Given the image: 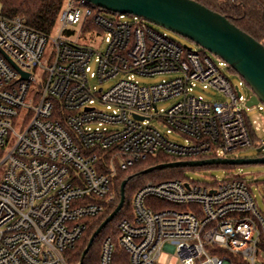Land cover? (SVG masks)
Here are the masks:
<instances>
[{
  "label": "built area",
  "instance_id": "2783aa9c",
  "mask_svg": "<svg viewBox=\"0 0 264 264\" xmlns=\"http://www.w3.org/2000/svg\"><path fill=\"white\" fill-rule=\"evenodd\" d=\"M0 48V264H67L86 219L103 210L98 200L113 198L117 168L158 153L207 159L264 146L245 116L243 81L221 71L227 63L136 15L64 0L43 32L0 13ZM157 73L170 77L135 79ZM197 83L219 95H195ZM249 182L145 181L116 242L102 239L98 264H157L162 250L175 264H264V213Z\"/></svg>",
  "mask_w": 264,
  "mask_h": 264
},
{
  "label": "water",
  "instance_id": "95a60500",
  "mask_svg": "<svg viewBox=\"0 0 264 264\" xmlns=\"http://www.w3.org/2000/svg\"><path fill=\"white\" fill-rule=\"evenodd\" d=\"M85 1L112 12L136 15L195 42L204 50L223 59L244 80L252 91L246 101L247 106L256 105L259 102L264 104V43L237 27L219 12L206 7L196 0ZM187 47L190 48L189 46ZM0 51H2L1 48ZM11 63L18 69L13 61ZM23 76H26L25 73ZM256 151L259 153L264 151V146L257 147ZM247 163H264V155L257 157L228 156L171 160L149 166L132 176L167 167L201 166L206 164L239 165ZM132 176L122 180L117 205L92 232L77 264H83L84 256L88 252L95 236L121 209L125 199V185Z\"/></svg>",
  "mask_w": 264,
  "mask_h": 264
},
{
  "label": "trees",
  "instance_id": "16d2710c",
  "mask_svg": "<svg viewBox=\"0 0 264 264\" xmlns=\"http://www.w3.org/2000/svg\"><path fill=\"white\" fill-rule=\"evenodd\" d=\"M206 7L219 12L233 24L264 43V0H196ZM64 0H0V13L6 17L20 16L30 27L49 32L52 30ZM230 69L235 72L231 67ZM255 138V136H254ZM172 156L158 153L128 167L117 168L112 178L113 198L109 201L99 199L103 210L95 217L86 219V229L77 243L66 251V263L77 264L82 250L86 246L90 235L115 208L119 201L120 184L123 179L155 164L171 161ZM221 166L231 168L236 164H206L201 166H177L156 169L151 172L132 176L125 185V199L121 209L95 236L88 252L84 256L83 264H98L100 244L106 235H111L116 242L118 236V223L124 218L132 217L131 198L133 192L144 182L138 183V178L150 176L153 181L185 177L184 171L189 168H210ZM147 181V180H146ZM251 182H249L250 185ZM264 187V186H262ZM118 249V245H116Z\"/></svg>",
  "mask_w": 264,
  "mask_h": 264
},
{
  "label": "rangeland",
  "instance_id": "374dc122",
  "mask_svg": "<svg viewBox=\"0 0 264 264\" xmlns=\"http://www.w3.org/2000/svg\"><path fill=\"white\" fill-rule=\"evenodd\" d=\"M130 17L131 16H127ZM150 26L160 33L166 34L171 39L175 40L180 44H185L189 47H192L194 50H198L204 52L206 55L210 56L213 60L217 61L219 59L218 56L212 54L211 52L204 50L202 47L197 45L195 42L185 38L163 26L154 24L149 22ZM221 71L228 77L233 85L238 84L243 81L242 84L239 85V88L244 96H250L252 91L248 87V85L244 82V80L234 71L230 69V67L226 64ZM170 77L168 73H157L153 76H141L136 75L135 79H137L142 84H153L160 82L162 79H167ZM118 77L111 78L106 80L102 86L103 88H108L113 85L117 81ZM195 95H201L205 99H214L219 94L213 90L212 88H203L201 83H197L196 87L193 90ZM176 99L169 98L163 101L158 102V108L167 109ZM259 106H262L259 108ZM245 116L247 117L250 127L255 134V141L260 138H264V104L258 103L252 106H246L244 104ZM170 139L177 140L182 142L184 139L176 134H171L169 136ZM256 145L244 147L235 151L230 152L227 156L230 157H257L260 155H264V151L257 152ZM230 174H240L248 181H250L252 192L254 193L257 206L259 210L264 213V163H247V164H239L231 168H225L221 166L210 167V168H189L184 171V175L186 177H190L195 181L200 182H211L214 179H222L224 177L229 176ZM150 176H143L138 178V183L144 182L146 180H151ZM177 261L173 252L169 250H162L158 259L157 264H175Z\"/></svg>",
  "mask_w": 264,
  "mask_h": 264
}]
</instances>
